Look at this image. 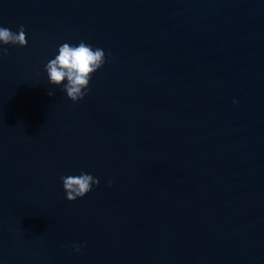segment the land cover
I'll list each match as a JSON object with an SVG mask.
<instances>
[{
	"label": "water",
	"instance_id": "obj_1",
	"mask_svg": "<svg viewBox=\"0 0 264 264\" xmlns=\"http://www.w3.org/2000/svg\"><path fill=\"white\" fill-rule=\"evenodd\" d=\"M21 25L0 57V264H264V0H0ZM81 40L105 63L73 103L43 65ZM80 171L99 183L68 202Z\"/></svg>",
	"mask_w": 264,
	"mask_h": 264
},
{
	"label": "clouds",
	"instance_id": "obj_2",
	"mask_svg": "<svg viewBox=\"0 0 264 264\" xmlns=\"http://www.w3.org/2000/svg\"><path fill=\"white\" fill-rule=\"evenodd\" d=\"M24 27L21 25L16 32L5 26H0V57L8 55V46L23 48L26 46ZM105 63V53L99 48L81 40L77 43L63 42L56 48L55 55L44 65L47 83L52 88H59L68 100L76 103L88 92L91 77ZM51 96L52 92L49 91ZM235 104L236 101L234 100ZM62 190L68 202H74L86 196L99 181L90 173L80 171L78 175L69 174L60 177ZM109 186L111 182L109 181ZM83 247L74 246L79 253Z\"/></svg>",
	"mask_w": 264,
	"mask_h": 264
}]
</instances>
